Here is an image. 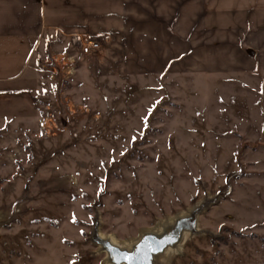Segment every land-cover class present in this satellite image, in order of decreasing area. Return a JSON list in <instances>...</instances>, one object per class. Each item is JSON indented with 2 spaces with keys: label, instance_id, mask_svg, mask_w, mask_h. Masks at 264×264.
Returning <instances> with one entry per match:
<instances>
[{
  "label": "rangeland",
  "instance_id": "374dc122",
  "mask_svg": "<svg viewBox=\"0 0 264 264\" xmlns=\"http://www.w3.org/2000/svg\"><path fill=\"white\" fill-rule=\"evenodd\" d=\"M48 38L31 71L0 46V264H107L96 212L100 234L129 246L208 199L197 226L211 234H185L159 264H264V229L242 227L233 199L264 170V120L239 134L230 107L254 108L217 102L237 72L127 76L96 60L102 47L83 60L79 42Z\"/></svg>",
  "mask_w": 264,
  "mask_h": 264
},
{
  "label": "crops",
  "instance_id": "0c3cea01",
  "mask_svg": "<svg viewBox=\"0 0 264 264\" xmlns=\"http://www.w3.org/2000/svg\"><path fill=\"white\" fill-rule=\"evenodd\" d=\"M53 36L79 46L86 37L98 39L102 57L96 60H109L127 76L237 72L231 94L220 87L217 102L248 101L254 108L241 113L230 107L239 134L252 118L264 120V0H0V46L11 43L26 52L21 72L36 63L40 38ZM224 81L218 79V86ZM259 150L253 160H264V145ZM252 176L245 200L241 192L233 199L245 202L237 211L239 220L243 213L248 220L242 227L264 229V170Z\"/></svg>",
  "mask_w": 264,
  "mask_h": 264
},
{
  "label": "water",
  "instance_id": "95a60500",
  "mask_svg": "<svg viewBox=\"0 0 264 264\" xmlns=\"http://www.w3.org/2000/svg\"><path fill=\"white\" fill-rule=\"evenodd\" d=\"M247 53L254 55L251 50ZM216 205V200H203L193 206L185 215L177 216L172 222L162 225L159 231L147 230L127 247H120L100 234V215L96 212L92 228L91 244L106 254L107 264H159V259L167 250H176L185 234L190 236L210 235L206 230L198 229L199 217Z\"/></svg>",
  "mask_w": 264,
  "mask_h": 264
},
{
  "label": "built area",
  "instance_id": "2783aa9c",
  "mask_svg": "<svg viewBox=\"0 0 264 264\" xmlns=\"http://www.w3.org/2000/svg\"><path fill=\"white\" fill-rule=\"evenodd\" d=\"M100 47V43L98 39L92 38V37H86L84 38L83 41H81L80 46H79V51L81 55L83 56H88L90 55L93 51H96ZM70 60V65L75 62L73 57H67Z\"/></svg>",
  "mask_w": 264,
  "mask_h": 264
},
{
  "label": "bare ground",
  "instance_id": "6f19581e",
  "mask_svg": "<svg viewBox=\"0 0 264 264\" xmlns=\"http://www.w3.org/2000/svg\"><path fill=\"white\" fill-rule=\"evenodd\" d=\"M168 221H171V219L168 220ZM165 224H166V223H165ZM159 228H160V227H159ZM160 229H161V228H160ZM160 229H159V230H160ZM152 230H153V229H152ZM159 230H158V231H159ZM106 238L110 239V240L112 241V243H114V241H113L111 238H109V237H106ZM106 238H105V239H106ZM114 244H116V243H114ZM117 245H118V244H117ZM119 246H120V245H119ZM129 246H130V245H129ZM129 246H120V247H127V248H129ZM105 260H106V259H105ZM106 263H107V262H106Z\"/></svg>",
  "mask_w": 264,
  "mask_h": 264
},
{
  "label": "snow or ice",
  "instance_id": "6c2138e0",
  "mask_svg": "<svg viewBox=\"0 0 264 264\" xmlns=\"http://www.w3.org/2000/svg\"><path fill=\"white\" fill-rule=\"evenodd\" d=\"M135 139V138H134Z\"/></svg>",
  "mask_w": 264,
  "mask_h": 264
}]
</instances>
